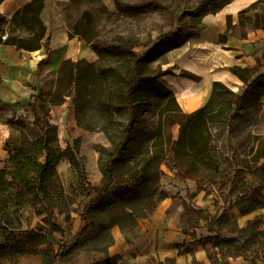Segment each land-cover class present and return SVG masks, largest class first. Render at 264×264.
<instances>
[{"label":"trees","instance_id":"trees-1","mask_svg":"<svg viewBox=\"0 0 264 264\" xmlns=\"http://www.w3.org/2000/svg\"><path fill=\"white\" fill-rule=\"evenodd\" d=\"M44 1L30 0L8 20L0 14V25L7 23L6 37L0 42L17 51L43 48L46 55L50 53V30L40 16ZM112 1L119 11L138 10L149 4L168 9L156 0L131 4ZM205 1L200 0L192 11H199ZM179 2L182 4V0ZM237 16L238 22L232 24L227 15V29L219 34L222 41L227 35L243 39L248 31L264 30V0L252 2ZM91 23V14L82 12L67 36L85 41L97 55V61L64 59L48 102L56 105L64 97H71L78 124L89 112L96 114L100 130L113 142L112 151L99 160L101 177L93 185L76 145L67 144L63 150L53 145L56 127L49 123L39 94H31L33 121L29 130L33 137L10 136L5 143L7 160L0 169V255L6 251L2 240L20 231V210L27 201L45 222L42 229L25 231L28 248L40 254L37 264H62L74 256L76 249L101 254L92 264H115L118 256L108 254L114 242L111 228L135 233L139 220L150 215L159 201L170 197L159 190L164 167L182 180H192L196 191L213 194L221 202L214 200L211 212L207 208L195 209L182 199L184 215H193L197 225L201 220L205 233L197 234L196 228L190 230L182 224L181 231L190 240L176 244L179 255L202 245L211 264H230L237 257L250 264L264 263V219L256 213L264 207V134L247 133L245 141L251 140L252 145L248 158L242 160L236 156L230 140L232 118L243 107L256 104L264 93V54L254 56V66L229 67L242 82L237 91L221 81H213L207 101L192 112H184L174 93L160 82L169 70L162 69L158 60L187 39L196 38L198 32L175 27L152 40L119 37L106 41L89 37ZM18 29L25 35L16 34ZM106 58H114V62L102 63ZM179 74L199 80L187 70H180ZM153 106L158 108L157 123L151 128L143 126L141 115ZM16 122L21 120L9 119L10 124ZM214 123L220 124L222 133L226 132L227 149L222 158L217 156L218 144L211 138L210 127ZM61 158L74 172L69 193L64 192L56 171ZM78 196H82L77 213L83 226L66 241L57 218L68 215ZM234 207L242 215L254 213L245 226L229 214ZM165 263L172 264L173 260L165 259ZM191 264L204 263L193 259Z\"/></svg>","mask_w":264,"mask_h":264},{"label":"rangeland","instance_id":"rangeland-1","mask_svg":"<svg viewBox=\"0 0 264 264\" xmlns=\"http://www.w3.org/2000/svg\"><path fill=\"white\" fill-rule=\"evenodd\" d=\"M10 1L12 4H9L7 7L2 8L0 6V14L6 20L11 17L16 6L22 0ZM121 1L131 4L143 0ZM156 1L167 5L168 9L149 4L138 10L119 11L110 0H104V3L103 0L52 1L49 3V7H46L50 11V6L53 5L54 11L52 13L56 16L51 21V25L53 23L57 24V29L50 33L53 41L52 44L62 50L61 48L66 44L65 38L67 32L73 30V27L84 11L90 13L92 16L89 37L104 39L106 41H116L119 37L152 40L160 33L168 32L175 27L184 31L191 30L193 33L198 32L204 13L211 9V5L216 0H206L204 6L196 12L192 10L198 5L200 0H182V4L179 0ZM183 9L186 12L182 13ZM64 26L66 27L65 35L61 30ZM6 30L7 23H2L0 25V40L5 39ZM15 33L25 35L20 29L16 30ZM194 39L193 37L192 39H187L180 46L163 54L158 60L161 68L165 65L163 63L171 57L189 52L192 49L191 44ZM1 44L0 42V46ZM3 48L6 51V60L3 62L0 60V169L6 165L7 153L5 143L8 137H33L29 130L33 121L29 101L31 94L38 93L42 103L46 106L49 123L56 127L57 135L53 145L63 150L67 144H75L77 147L76 152L85 166L89 182L93 185L98 184L101 177L99 160L112 151L113 142L109 141L100 130V120L97 115L89 112L84 120H82V123L78 124L76 106L71 97H64L62 102L56 105L48 102L54 91L58 67L64 59H51L48 54L38 60L39 57L37 55L36 59L33 58V53L13 51V48H9L7 45ZM2 58L0 57V59ZM65 59L95 62L97 61V55L87 44L85 49L76 46L75 55ZM113 62L114 58H106L102 61L104 64ZM165 69L169 70L170 74L173 72L171 67H166ZM27 71L31 75H28ZM157 113L158 108L155 106L142 113L140 118L142 125L150 128L153 127L157 123ZM14 117H18L21 122L10 124L9 119ZM231 126L230 140L235 149V154L241 160L246 159L252 145L251 140L245 141L247 133L264 134V103L258 101L254 105L243 107L232 118ZM210 130L211 138L218 144L216 154L222 158L226 154L227 149L225 145L226 132H221L219 123L212 124ZM176 131L177 126L173 127L174 134H176ZM243 141H245L244 144H242ZM161 169L159 190L169 194L170 197L159 201L154 211L161 203L172 209L181 208V215L176 219L178 226L181 227L182 224H186L190 230L196 228L197 234L205 233L204 223L201 220L199 225H197L194 222L193 215H184L182 199L195 209L207 208L213 212L212 203L214 200L219 201L218 198L216 199L213 194L205 195L202 191H196L192 180H182L174 171H169L164 167H161ZM56 171L64 192L69 193L70 185L74 179V172L69 163L64 158H61L56 165ZM80 201H82V196H78L76 202L70 205L67 216L60 215L57 218V222L64 229L63 240H70L83 226V221L77 213L80 209L78 204ZM219 204H221L220 201ZM153 212L139 220L138 228L133 234L121 233L116 226L112 227V234L116 235L113 243L117 242L118 245L125 248L129 253L133 252L135 241L142 240V243H145L146 236H141V223L148 219ZM20 220L22 221L20 231L14 233V236H9L8 239H3L1 242L6 251L0 255V264H37L40 259V254L32 252L28 248L27 243H25L24 238L26 230L42 229L45 227L42 216L37 215L34 209L25 201L20 210ZM95 255L99 257L101 254L97 253ZM62 264H79L78 253L74 251V256L65 260Z\"/></svg>","mask_w":264,"mask_h":264},{"label":"crops","instance_id":"crops-1","mask_svg":"<svg viewBox=\"0 0 264 264\" xmlns=\"http://www.w3.org/2000/svg\"><path fill=\"white\" fill-rule=\"evenodd\" d=\"M29 1L22 0L16 6L15 10ZM52 1L69 0H45V5L40 16L46 28L50 30V33L57 29L56 23L51 25V21L56 17L52 13L54 6H50L51 15L49 14V9H46ZM254 1L256 0H216L211 5V9L203 15L198 28V35L191 44L192 49L189 52L171 57L163 63L165 65L162 69L171 67L173 72L171 74H164L160 78V82L174 93L179 106L184 112H192L207 101L213 81H221L233 91H237L242 86V82L230 72L229 67L234 64L254 66V56L264 54L263 29L257 28L248 31L246 37L243 39L232 35H227L224 41L219 38V34H223L227 29V15L230 16L231 23L236 24L238 22V11ZM9 4H12L10 0H3L0 6L4 8ZM112 4L114 5L113 1ZM65 28L64 26L61 29L64 35L66 34ZM65 40L66 44L60 50L52 44L53 41L50 35L49 46L51 53L48 54L51 59L61 58L63 60L65 58H71L75 55L76 46L84 49L87 46V43L77 36L69 38L66 35ZM4 46L6 47L3 44L0 46V57H3L0 60L2 62L6 60ZM8 47L13 48L11 46ZM13 51L17 50L13 48ZM30 53H33L34 59H36L35 57L37 55L39 57L38 60L46 56L43 48ZM180 70H187L197 75L199 80L194 81L180 75ZM27 74L31 75L29 71H27ZM259 102L264 103V93L260 96ZM262 192L264 195V188ZM256 213H261L264 219V207ZM229 214L237 220L240 226H245L247 221L254 216V213L242 215L236 207L232 208ZM180 215L181 208L172 209L167 205L165 206L164 203H161L153 214L141 223V236H146L145 243H142V240L135 241V248L132 253L126 251L117 242L113 243L108 248L109 256H118L115 264H167L165 263V259H172V264H191L193 259L204 264H211L207 259L204 246L202 245H198L193 252L178 254L176 244L183 240H190V237L185 235L178 226L176 219ZM262 230L264 231V224L262 225ZM113 238L116 239V235H113ZM75 251L79 256V264H92L97 258L91 250L76 249ZM230 264L250 263L242 257H237L231 259ZM255 264L264 263L257 261Z\"/></svg>","mask_w":264,"mask_h":264}]
</instances>
